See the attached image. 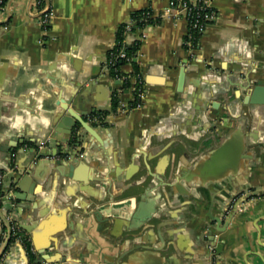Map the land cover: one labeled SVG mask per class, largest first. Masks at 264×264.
<instances>
[{
  "label": "crops",
  "instance_id": "1",
  "mask_svg": "<svg viewBox=\"0 0 264 264\" xmlns=\"http://www.w3.org/2000/svg\"><path fill=\"white\" fill-rule=\"evenodd\" d=\"M209 4L216 17L196 49L185 47L186 18L166 14L168 0L0 5V173L23 176L13 198L0 199V254L10 237L5 217L16 220L34 249L10 240L0 264H264V104L245 102L250 83L264 80V0ZM48 7L52 22L44 30L39 17ZM142 10H151L156 22L128 32L126 41L140 38L134 61L146 97L141 108L127 110L135 101V66L123 65L132 78L124 87L106 60L120 26ZM93 73L98 78L87 80ZM83 85L90 103L85 118L102 144L86 133L81 146L63 141L64 152L79 151L80 159L78 179H67L61 175L68 164L56 160L69 154L35 159L33 149L54 132L64 136L65 129L56 132L55 103ZM99 111L104 120L94 118ZM237 128L247 160L222 178L212 170L202 174L198 167ZM45 144L39 150L59 148L55 139ZM100 205L105 216L139 207L154 215V224L133 238L119 216L118 225L104 229L93 213ZM205 227L222 243L217 257L208 256Z\"/></svg>",
  "mask_w": 264,
  "mask_h": 264
},
{
  "label": "water",
  "instance_id": "2",
  "mask_svg": "<svg viewBox=\"0 0 264 264\" xmlns=\"http://www.w3.org/2000/svg\"><path fill=\"white\" fill-rule=\"evenodd\" d=\"M98 78V75L92 74V76L87 77V80L94 81ZM186 79V67L182 66L180 70V76H179V90L183 91L184 83ZM117 80V79H116ZM119 82H122L121 80H118ZM92 85V84H91ZM80 90L76 91L74 93H70V95L63 100H60L59 102L55 103V106L58 107V110L56 112H53L54 114V123L56 126V132H61L60 128L65 129L64 136L57 137L55 136L56 133L54 132L52 138L58 140V150L56 152H48V150L45 148V150H39V149H33L34 157L35 159H39L42 156L47 157L49 155L53 156H61L63 154H69V157L66 160H61L60 157L56 160L58 165H65L68 164L69 171L66 174H62L61 176L67 179H78V177L74 174V169L78 165L79 160L77 157V153H74L73 150L69 152H64V147L62 146V142L65 140H68L69 142H74L75 146H81V143L84 139V134H89L90 139L93 140L96 143H99L100 146L102 144V136L99 134L98 130L89 122L86 120V116L90 112L89 108V95L85 93L83 86H79ZM249 94L245 98V102L248 104H264V80H257L255 82H251L249 85ZM94 109V107H91V110ZM96 110H94L95 112ZM89 147V146H87ZM86 147V148H87ZM92 148V147H91ZM226 157V159H225ZM247 156L245 153V141H244V133L242 131V128H237L226 140L225 142L217 149H215L210 156L201 164L198 168L199 171L205 175H208V173L212 174L214 173V178H222L226 176L228 171L231 170V172H234L240 168L242 165V161H246ZM227 163V166H226ZM66 166V165H65ZM34 167L31 168V170H28L27 174L31 175L32 170ZM106 174L104 173L103 176ZM112 176V175H110ZM22 174L20 172L16 174H9L6 173L4 176V182L3 186L1 188L0 196L1 200H9L13 198L14 192L12 193V187L14 185H17L22 180ZM113 177V176H112ZM91 181L96 182H105L106 180L100 179V178H94L90 179ZM89 180V181H90ZM34 194V189H31ZM239 203L236 205L235 208H233V213L236 212V209L238 207ZM94 215L97 216L99 222L103 225H105L104 229H107V227L111 225H118V222L120 220L116 219V217H121V219H125L128 221V223H124L123 227H125L126 235L130 238H133L136 236V231L146 227V226H153L154 224V215H151L150 213L145 214L142 212V210L138 207L136 210H134L131 214L128 212L126 216L122 215H116L113 214V211H106V216L102 212L101 205L96 207L94 209ZM103 215L102 219H100V215ZM233 215V214H232ZM4 221V219H2ZM213 220H215L217 223H220L221 218L216 217ZM5 224L9 228L10 237L7 240L6 246L3 249V251L0 254V257L7 251V248L10 247V240L12 237V226L13 223H17L16 220H13L11 218V221L6 220L5 217ZM19 228L18 224H15ZM206 231L207 239L209 240V247H208V256L211 258L212 256L217 257L221 255L222 252V243H217L216 233L213 229L204 228ZM216 231H222L219 227L216 228ZM162 239V237H161ZM42 264V262H41Z\"/></svg>",
  "mask_w": 264,
  "mask_h": 264
},
{
  "label": "built area",
  "instance_id": "3",
  "mask_svg": "<svg viewBox=\"0 0 264 264\" xmlns=\"http://www.w3.org/2000/svg\"><path fill=\"white\" fill-rule=\"evenodd\" d=\"M3 2V0H0V4ZM210 0H168V6L166 9V14H181L183 15L186 20L188 21V32L187 35L190 39L194 38V32L199 30L203 32L205 29L206 25L210 23L213 19L216 17V12L215 10L210 6ZM152 17V12L146 11L144 12V15L142 17L143 21H147ZM40 24L44 28V30H47L48 27L50 26V23L52 22V11L50 7H48L46 10H43L42 14L39 17ZM133 27V22H128L126 25V32H133L132 30ZM135 42H140L139 40ZM187 42V41H186ZM190 44V43H189ZM117 45V42L114 44L112 49ZM115 58H123L126 59L127 61H130L131 58L127 55V52L125 50V46L121 47L120 51L117 52L115 55ZM108 61L106 60V67H107ZM117 80H121L122 82L129 80L131 83V77L126 76L122 74L121 76L118 75L116 77ZM135 82L133 85V89L135 92V101L132 105L127 107L128 109L132 108H141L144 103V99L146 97L145 91H144V86H143V80L140 75H135L134 76ZM141 84V86L139 85ZM96 120H102L98 116H94ZM50 138L48 137L47 140L39 145V149L46 147L45 143H48ZM6 173L1 172L0 173V192L1 188L3 186L4 182V176ZM1 199V196H0ZM6 220L11 221L10 217H7ZM19 227L15 226V224L12 226V234L16 235V240L21 241V237L18 234L19 232ZM25 245V244H24ZM26 246V245H25ZM27 249V247H26ZM29 251L34 252L33 247L31 246L29 248Z\"/></svg>",
  "mask_w": 264,
  "mask_h": 264
},
{
  "label": "trees",
  "instance_id": "4",
  "mask_svg": "<svg viewBox=\"0 0 264 264\" xmlns=\"http://www.w3.org/2000/svg\"><path fill=\"white\" fill-rule=\"evenodd\" d=\"M7 1L8 0H3V2L0 5H4ZM146 11H149V10H142V11L134 13L133 19H132V21H133V27H132L133 32L137 31L138 29L145 28L148 24L156 22V19L154 17H151L147 21L142 20L144 12H146ZM152 16H153V14H152ZM126 25L127 24L124 23L120 26V28L118 30V34H117V40H116L117 45L113 49H111L107 55V61H108L107 68H108L109 74L115 79L118 75L121 76L123 74L122 67H123V65H125L128 62L133 63V65L135 66L136 75L141 76L139 65L134 61V59L137 56V53L140 49V42H134L133 44L127 43V41H126V38H127ZM201 35H202V32L199 30L194 32V38H192V39H190L188 37V35H186L185 41H187V42H186L185 47L187 49H196L198 47L199 39H200ZM123 46H125V50L127 52V55L131 58L130 61H127L126 59H123V58H115V55L117 54V52L120 51L121 47H123ZM123 83H124L123 84L124 87H129L131 84L129 80H126ZM139 85L141 86V84H139ZM116 105H117V98L115 99V102H114V106H116ZM105 115H106L105 111H99V112L95 113V116L100 117L102 120H104ZM18 232H19L18 234L20 235L22 242L26 245L27 249L29 250V248L32 245H31L29 239L26 237L25 232H23V230H21L20 228H19ZM15 239H16V235L11 237V241H14Z\"/></svg>",
  "mask_w": 264,
  "mask_h": 264
}]
</instances>
